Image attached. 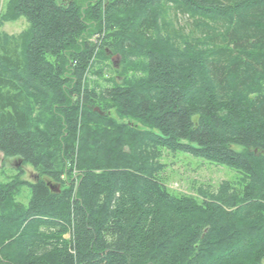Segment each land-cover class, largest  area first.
I'll return each instance as SVG.
<instances>
[{"label":"trees","instance_id":"16d2710c","mask_svg":"<svg viewBox=\"0 0 264 264\" xmlns=\"http://www.w3.org/2000/svg\"><path fill=\"white\" fill-rule=\"evenodd\" d=\"M3 8L0 154L36 179L0 184V264H264V0ZM164 153L235 177L171 193Z\"/></svg>","mask_w":264,"mask_h":264},{"label":"rangeland","instance_id":"374dc122","mask_svg":"<svg viewBox=\"0 0 264 264\" xmlns=\"http://www.w3.org/2000/svg\"><path fill=\"white\" fill-rule=\"evenodd\" d=\"M6 2L7 0H0V14ZM173 23V26H183L184 20H176ZM28 28V23L21 18L15 22L5 23L1 31L10 36H18V34L28 30ZM112 57L114 58L115 66L118 67L120 59L115 57V55ZM113 62L111 61L112 65ZM111 76L115 77L113 73H104V79H110ZM236 149L239 150V148ZM162 162L166 165L163 173L166 178V186L171 193L177 195L194 196L195 191L200 187L215 190L221 181H232L233 177H235V173L224 166H215V164L194 159L184 154L170 155L164 153ZM35 179L36 174L30 165L19 164L15 159H4L2 154H0V184L11 182L32 183ZM14 196L19 203L27 205L28 198H30V189L27 186H20Z\"/></svg>","mask_w":264,"mask_h":264},{"label":"water","instance_id":"95a60500","mask_svg":"<svg viewBox=\"0 0 264 264\" xmlns=\"http://www.w3.org/2000/svg\"><path fill=\"white\" fill-rule=\"evenodd\" d=\"M115 57L119 58L118 56H115ZM113 60H114V58L111 57V61H112V62H113ZM113 65H115L114 62H113ZM18 162H19V164L21 163V161H18ZM47 186H49V184H48ZM49 188H50L51 190H54V187H53L52 185H50ZM57 190H58V187H57Z\"/></svg>","mask_w":264,"mask_h":264}]
</instances>
